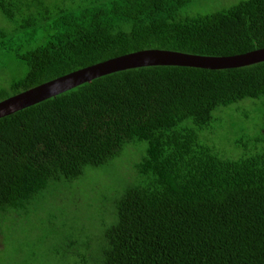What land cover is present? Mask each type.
Masks as SVG:
<instances>
[{
	"label": "trees",
	"instance_id": "trees-1",
	"mask_svg": "<svg viewBox=\"0 0 264 264\" xmlns=\"http://www.w3.org/2000/svg\"><path fill=\"white\" fill-rule=\"evenodd\" d=\"M193 1L60 0L49 9L31 0L20 23L10 0V20L46 32L41 44L19 55L28 72L12 84L13 95L142 49L229 56L264 47V0L184 12ZM263 96L264 61L226 69L142 66L4 116L0 212L52 198L53 188L81 178L86 166L109 164L128 144L146 142L131 184L104 195L93 185L76 208L86 202L92 215L73 214L74 229L46 239L48 258L55 259L58 242L55 251L72 256L70 264H264V129L252 147L244 139L230 143L231 150L244 148L239 157L210 143L222 130L228 140L235 134L216 111ZM9 97L0 90V101ZM52 211L66 227L68 210ZM0 236L1 252L9 240L1 228Z\"/></svg>",
	"mask_w": 264,
	"mask_h": 264
},
{
	"label": "rangeland",
	"instance_id": "rangeland-1",
	"mask_svg": "<svg viewBox=\"0 0 264 264\" xmlns=\"http://www.w3.org/2000/svg\"><path fill=\"white\" fill-rule=\"evenodd\" d=\"M44 1L46 2L44 8L48 6L49 9H53L61 6L60 0ZM240 1L194 0L184 7L183 11L192 15L207 14L227 9ZM11 3L10 0H0V90L5 89L6 94L10 96L15 93V90L11 88L12 84L23 79L28 72V66L19 58V55L41 44L46 34L43 28L36 27L37 30L31 33L30 26H20V23L27 19L29 10L26 4L31 3V0H16V5L12 4L16 19L20 21L19 24L10 20L5 12L7 7L12 6ZM39 5L34 9L37 16L43 13V7ZM6 45H10L9 49H6ZM220 109L229 110V112L220 114L216 111L215 116L220 117V120L224 122L223 126L226 124L229 128L234 126V136L237 137L233 136V140H228L226 137L228 129H225L217 133L214 138H210V143L219 148H229L227 154L232 157L242 156L245 154L244 148L231 150L230 143H235L237 139H244L249 143V147H252L258 130L264 129V96L255 99L246 98ZM146 146V142L128 144L122 153L109 164L99 167L86 166L81 178L72 182L63 181L61 188L57 186L53 188L52 198L44 199L40 203L35 201L23 209L8 208L5 212H0V228L5 230L9 240L7 247L0 252V260L3 264H70L74 260L72 256L55 251L57 248L60 249L58 242H54L53 247L55 259H49L47 253L49 249H47L45 240L50 238L55 241L59 237L61 239L66 236L64 228L68 231L74 229L73 214L92 215L91 206L86 202H83L79 209L76 208L87 193L90 195L89 189L93 185H100L102 189L99 192L100 195L102 193L104 195L105 190L118 194L129 186L134 175L131 169L135 168V164L141 160V153ZM77 181H83V185L76 183ZM65 184L68 185L65 186ZM55 206L67 209L68 211L63 212L71 214L66 227L63 226L65 222L63 223L62 220L52 219L55 215L52 209H58ZM100 206L101 204H98L96 208ZM73 209L76 210L70 211ZM2 237L0 236V239Z\"/></svg>",
	"mask_w": 264,
	"mask_h": 264
},
{
	"label": "water",
	"instance_id": "water-1",
	"mask_svg": "<svg viewBox=\"0 0 264 264\" xmlns=\"http://www.w3.org/2000/svg\"><path fill=\"white\" fill-rule=\"evenodd\" d=\"M264 61V47L229 56L148 48L119 55L44 82L0 101V118L113 72L142 66L175 65L206 69L243 67Z\"/></svg>",
	"mask_w": 264,
	"mask_h": 264
}]
</instances>
